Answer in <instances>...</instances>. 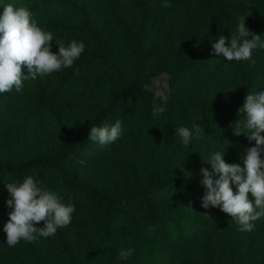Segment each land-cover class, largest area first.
I'll return each mask as SVG.
<instances>
[{
	"label": "trees",
	"instance_id": "1",
	"mask_svg": "<svg viewBox=\"0 0 264 264\" xmlns=\"http://www.w3.org/2000/svg\"><path fill=\"white\" fill-rule=\"evenodd\" d=\"M3 2L29 8L57 42L82 40L86 48L73 67L0 94V264H50L46 250L54 264H89L99 251L110 258L105 264H117L128 247L133 255L122 264H248L257 251L264 256V218L239 231L219 207L202 208L199 183V170L210 169L201 157L211 151L226 145L225 162L242 164L255 142L234 132L238 109L248 92L264 88V50H254L255 63L228 62L213 53L208 35L229 37L248 15L246 29L264 39V0H169L168 7L93 0L91 8L81 0ZM162 74L170 96L165 111L154 113L146 85ZM36 117L51 121V136L29 150L23 136ZM117 119V141L101 147L87 139L93 124ZM193 123L204 131L185 146L174 129ZM26 176L76 212L55 236L8 247L5 184Z\"/></svg>",
	"mask_w": 264,
	"mask_h": 264
},
{
	"label": "clouds",
	"instance_id": "2",
	"mask_svg": "<svg viewBox=\"0 0 264 264\" xmlns=\"http://www.w3.org/2000/svg\"><path fill=\"white\" fill-rule=\"evenodd\" d=\"M161 2L164 7L169 6V0ZM247 16L239 21L235 34L230 32L229 37L222 33L215 38L208 35L211 49L218 58L237 64L243 61L255 63L254 50H264V39L246 29ZM52 41L57 45L56 52L51 50ZM85 48L82 40L72 39L67 45L57 42L51 31L37 24L29 8L0 0V94L13 89L19 92L25 80H36L73 67ZM22 66L27 69V74L22 73ZM167 90L165 84L154 92L151 102L154 113L165 111L163 105L167 104ZM238 113L242 119L235 122L237 130L234 132L237 135L243 133L250 143H255L244 150L240 157L242 164L225 162L226 145L201 157L210 165V169L199 170V183L204 189L201 206L204 209L219 207L236 221L239 231L251 232L255 228L254 222L264 218V135H261L264 132V88L248 92ZM202 131L204 129L199 123H193L191 127L175 128L174 136L187 146L199 140ZM122 132L121 120L117 119L111 124H93L87 139L103 147L117 141ZM5 187L8 193L6 205L11 209L3 225L6 234L3 243L8 247H15L21 241L32 243L39 238L53 237L58 229L71 224L75 205L61 202L56 192L40 185L32 176H26L20 182L7 183ZM40 221H43V226L37 227L36 223ZM133 252L131 247L120 249L117 264L127 261Z\"/></svg>",
	"mask_w": 264,
	"mask_h": 264
},
{
	"label": "rangeland",
	"instance_id": "3",
	"mask_svg": "<svg viewBox=\"0 0 264 264\" xmlns=\"http://www.w3.org/2000/svg\"><path fill=\"white\" fill-rule=\"evenodd\" d=\"M84 2L85 5H87V7L91 8L93 6V0H81ZM159 33L156 34L154 41L156 42L159 38ZM167 84L168 86V90H167V97L170 96V91H169V82H168V76L166 74H162L159 75L157 77H154L151 79V81L149 82V84L146 85V87L155 92L156 90H159L161 88H163V86ZM65 117L62 116V119H64ZM51 121L43 118V117H36L35 121L32 123L30 122V126H29V131H27L25 133V135L23 136L24 140L22 141L23 143L26 144V148H29L31 146H34L35 143L37 142V144H39L40 142L44 141V140H48V138H50L51 136ZM31 135L35 136V137H31ZM1 142V139H0ZM31 144V145H30ZM3 151V147L1 146L0 143V152ZM175 192V190H170V191H165L163 193L160 194V197L162 199H168L173 193ZM107 252L104 251H99V253L94 254L93 256V260L89 261V264H105L108 263L110 261V258L106 257ZM45 255H47V259L49 261L50 264H54V261L57 259L56 255L53 251L51 250H46ZM264 256L261 254V252H256L254 257L250 258L249 256V260H248V264H253V263H264ZM254 261V262H253Z\"/></svg>",
	"mask_w": 264,
	"mask_h": 264
}]
</instances>
